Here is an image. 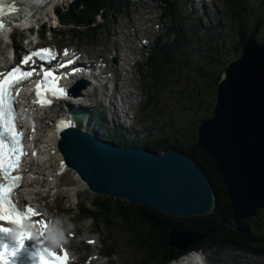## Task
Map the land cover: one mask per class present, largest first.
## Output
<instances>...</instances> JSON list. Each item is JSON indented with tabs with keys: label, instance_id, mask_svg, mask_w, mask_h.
<instances>
[{
	"label": "trees",
	"instance_id": "1",
	"mask_svg": "<svg viewBox=\"0 0 264 264\" xmlns=\"http://www.w3.org/2000/svg\"><path fill=\"white\" fill-rule=\"evenodd\" d=\"M128 1L72 0L66 7L56 9L61 21L73 22L81 28L79 36L94 38L104 30L107 22L125 12ZM162 1V17L168 18V25L146 48L138 67L145 93L141 111L151 121L147 143L153 150L175 149L192 158L211 181L214 207L202 216L179 217L128 199L98 194L92 204L95 208H84L83 211L96 222L102 218L109 230L115 227L116 219L113 217L118 219L117 225L132 232L137 231V226L142 229L143 234L137 236L142 237L138 247L144 250L145 255L133 264H165L187 250L205 247L214 248L218 254L226 249H238L264 257V234L256 230L264 229V223L258 222L256 228L251 229L248 219L244 232L232 228L231 206L222 175L206 152L196 145L197 125L206 116L208 108L215 104L217 83L230 61L228 59L233 52L237 55L241 52L250 35H255L264 43V0H222L225 25L231 27V31L225 33L218 30L220 20L214 26L205 28L198 19L188 25L176 10L178 0ZM97 15L103 18L102 23L97 21ZM70 30L75 34L78 31L76 28ZM230 32L231 36H227ZM219 38L227 42L221 55L209 49L205 52L206 46ZM229 42H234L231 48ZM206 55L210 57L206 60L210 65L206 62L199 70L210 73L201 79L195 65L203 62ZM220 62L223 64L220 65ZM103 122L99 120V123ZM186 122L189 124L186 125ZM186 126L192 133L190 138L182 130ZM157 132L160 135L153 141L152 137ZM110 137L124 146L142 145L140 138L118 127ZM173 227L196 230L205 236L185 250H176L168 243L169 231ZM108 249H113V246L109 244Z\"/></svg>",
	"mask_w": 264,
	"mask_h": 264
},
{
	"label": "water",
	"instance_id": "2",
	"mask_svg": "<svg viewBox=\"0 0 264 264\" xmlns=\"http://www.w3.org/2000/svg\"><path fill=\"white\" fill-rule=\"evenodd\" d=\"M249 42H253L256 48L254 55L260 53L262 59L257 56L253 59V54L245 56ZM230 66L232 67L229 68ZM253 67L256 68L255 71L248 73L247 70H252ZM262 69L264 44L255 35H250L242 46L241 55L227 62L222 70L211 117L203 118L197 125L196 145L206 152L222 175L231 206V226L239 232L245 231L248 219L257 216L259 210L264 209ZM242 71L247 74L243 75ZM87 84L84 81L83 87ZM220 100L221 107L218 110ZM224 119H227L230 130L233 127V135L231 134L232 138L226 149L216 147L211 141L221 127L216 132L212 131ZM242 119H245L243 126H238ZM253 119L254 124H250ZM60 136L58 149L65 165L74 169L94 192L142 203L172 216H201L212 211L214 195L211 181L198 164L183 152L175 149L157 152L146 146L122 147L78 128H68ZM231 146L236 149L232 158L229 154L233 152L229 149ZM88 153L93 167L88 161ZM148 162L156 167L150 169L146 165ZM126 164H132L130 182L128 179L127 183L122 170ZM156 178H160L158 186H155ZM169 178L174 181L175 186L188 193L181 198L179 194L166 192ZM123 190L131 192L135 198L121 195ZM204 236V233L198 231L171 228L168 243L176 250H182Z\"/></svg>",
	"mask_w": 264,
	"mask_h": 264
},
{
	"label": "rangeland",
	"instance_id": "3",
	"mask_svg": "<svg viewBox=\"0 0 264 264\" xmlns=\"http://www.w3.org/2000/svg\"><path fill=\"white\" fill-rule=\"evenodd\" d=\"M69 1L70 0H64V2L61 3L57 2L54 8L61 7L63 5L66 6ZM203 1L206 5V14L202 8ZM127 4L128 13L117 15L114 25H110L106 31L100 34L99 37L93 38L85 36L84 38L76 39L71 38L70 34L66 33L63 39V44L76 45L81 48L83 52H85V55H88L89 57H101L102 61L100 62V66L102 69H106L107 71L103 77L99 78L102 84H99V87L93 90L91 89L89 95L82 97V104L84 107L89 109L91 107L94 108V106H98L99 108L104 109L106 118L109 119V121L115 119L117 123L121 124L123 127H129L128 130H131L132 128L130 127L132 125L134 126V129H140L141 127L135 121L136 118L133 116V111L139 107L144 95L136 63L140 61L143 50L149 46L156 34L163 31L164 27L167 25V20L161 19V0H129ZM186 5V15L188 19H191L196 15L200 16L204 23L203 27H206V25L209 24L215 25V23L221 19V25L218 30H222L223 33H225V31H231V27L225 25L222 0H188ZM44 18H42V20H44ZM24 34L28 37L26 31H24ZM50 34L51 33H48L49 36ZM227 36H231V32L228 33ZM31 39L35 40V35H33ZM52 40L54 41V39ZM56 41L57 37L55 38V42ZM233 44L234 42H229L230 48ZM25 45L24 41H17L12 46L2 41L0 42V57L3 56L4 59L8 61L12 50L16 49L19 52L23 47H25ZM226 45V40L222 42V39L219 38L217 42L214 41L208 44L205 48V52L206 49H209L210 52H213L216 55H221L222 50L226 48ZM239 55H241V52L238 55L237 52H233V56H231L228 60L231 61ZM209 58L210 57L207 56V58H204L203 62L195 65V67L198 68V77L201 79L210 73L209 71L203 72L199 70V67L206 62L210 65V62L206 61ZM113 59H116L115 63ZM219 64L221 65L223 62H220ZM95 81L97 82V78ZM61 106L62 105H60V108ZM213 106L214 105H212V108H208L205 117L211 116ZM100 111L101 110L98 109L97 114H99ZM185 124L188 125L189 123L186 122ZM39 126L41 134L40 137L44 139L43 132L49 130V127L46 126L45 120H42ZM92 126L93 125H90V127ZM107 127L104 129L105 133L107 135L112 134V132L109 133L107 131ZM182 130L189 138L191 137L192 133L189 126L184 127ZM143 135L144 134H142V136ZM159 135V132H157L152 137V140L154 141ZM147 146L151 148L150 144ZM155 151L161 152L162 150L158 149ZM45 157L49 156L45 154ZM42 161L45 162L44 160ZM45 164L49 165V160L45 162ZM52 165H55V163L52 162ZM52 168L53 166L48 167L45 171L47 172ZM51 181H54V179L48 178V183ZM53 188L54 190L46 196H44V193H37L35 195L36 197L44 199L41 204H45V206L48 207V211L53 214L56 213L59 215V209H62L63 207L65 209L68 205L75 210H81L84 206L92 209L95 208L92 204L98 194L88 187L82 188L80 186L72 187L63 185L55 188L54 184L51 189ZM74 189L76 190L74 191ZM55 196H57V199L54 203L53 198ZM259 212L262 213H258L257 216L249 219L251 229H254L258 222L264 223V210L261 209ZM260 215L262 217H260ZM60 217L66 227V231H73L76 235L75 238L70 240V244L79 251L78 259H82L83 264H106L103 260H100V258L97 259V253L98 251L101 252L103 250L104 242L108 239V237H110L111 241L116 242V250L118 254L113 257H109V263L107 264H130L132 255L127 252V248L124 246V243L130 238V235L134 237L135 234L130 233L129 229L117 225L116 228H112L109 231L99 220L98 231L94 232L93 229L95 227L93 222L88 219L80 218V215H78L76 211L69 213L66 216L61 214ZM259 217L260 219L258 221ZM136 228L138 229L137 233H139V227L137 226ZM256 230L259 233L264 234L263 228H256ZM88 238H92V246L86 245L83 241V239ZM128 249L135 250L134 244H131ZM203 251L205 260L210 264H264L263 256H256L243 250L236 249L235 251H226L220 255L213 249Z\"/></svg>",
	"mask_w": 264,
	"mask_h": 264
},
{
	"label": "snow or ice",
	"instance_id": "4",
	"mask_svg": "<svg viewBox=\"0 0 264 264\" xmlns=\"http://www.w3.org/2000/svg\"><path fill=\"white\" fill-rule=\"evenodd\" d=\"M17 9L15 6H11L8 9V12L14 13ZM5 14L4 8L0 5V15ZM0 30H4V24L0 21ZM33 56H40L44 58V55H51L48 49H43L41 52H35ZM31 57H27L23 60L24 64H27ZM33 75V72H22L19 67L12 69L10 72L4 76L3 73H0V76H3V79H0V172L3 173L5 179L8 180V185L5 186L0 184V219H9L14 220L19 223L24 216L26 215L23 212L17 210L16 205L12 204L9 200V196L13 188L18 187V181L20 180L19 176L12 177L11 172L17 169L20 165V158L25 155L22 146L23 134L17 131L16 120H17V111L13 107V103L17 104L19 101L17 97L19 93L17 92L13 95V89L15 85H18L21 80L27 79ZM49 78L52 79V86H50L47 91H51L53 95L62 97L65 95L63 89H60L55 86V77L51 72L45 73V80ZM37 95L43 97V91H41L42 86L38 85ZM40 103L50 104L51 101L42 98ZM28 215H35L31 208L28 209ZM0 232L9 234L10 229L0 228ZM26 239H34L32 235L27 232H23L19 236L18 247L11 249L9 254L8 246H4V251L0 252V261L2 264H10L9 255L15 257L18 254V250L24 248V241ZM43 259V255H42ZM58 264H64V261L67 260V254L61 259L56 257ZM43 264H49V261L44 260Z\"/></svg>",
	"mask_w": 264,
	"mask_h": 264
},
{
	"label": "bare ground",
	"instance_id": "5",
	"mask_svg": "<svg viewBox=\"0 0 264 264\" xmlns=\"http://www.w3.org/2000/svg\"><path fill=\"white\" fill-rule=\"evenodd\" d=\"M57 2L61 3V2H64V0H48L41 8H39V9L35 8L34 13L31 16H28L27 19H26V17H24V18L19 17V18H17V21H20L23 24H31V23L36 22L37 20L44 18L45 16H49L50 14H52L53 8L56 6ZM253 51H256V48H254L253 42H249L247 45V50H246L245 56H247V55L251 56L253 54V56H252L253 59H256V56L262 59V56L260 55V53L254 55ZM231 67L232 66H230L229 68H231ZM255 69L256 68L253 67L252 70L249 69V70H247V72L253 73L255 71ZM247 72L242 71L241 73L244 75V73L247 74ZM261 72H262V77H264V69H262ZM227 74H229V73H227ZM238 75L240 76L241 74H238ZM222 86H223V84L220 85V88ZM81 95H89L88 89L87 88L84 89L82 91ZM220 107H221V100H220V103L218 105V110ZM244 122H245V119H242L240 121V123L238 124V126H240V125L243 126ZM250 124H254V119H253V123L250 122ZM217 128H220V130H217V132H216ZM232 129H233V127H232ZM231 130L229 128V124H228L227 119H224V121L221 122L219 125H217L215 127V129L212 131V132H216V133L213 135V139L211 141L213 142L214 145H216V147L225 148L226 145L229 144V142L232 138L233 133L231 132ZM43 137H44V141L46 142L47 151L53 152V154L49 153L50 154L49 155L50 156L49 163L53 162V163H55V165H53L52 170H49L47 177L54 179L55 188H58V187L63 186V185H68V186H72V187L80 186L82 188L83 187L86 188L84 183L81 182L71 170L64 169L62 171L61 167H59V164H60L62 159H61V155H60V153L57 149V146H56L57 145V139H58L57 130L50 128L49 132L47 134L45 133L43 135ZM229 149L231 151H233L232 153H229L231 158H232L236 154V149L233 146H231ZM87 156H88V161L90 162L91 166L93 167L89 153ZM146 165L150 169H154L156 167L150 162H148ZM166 166L170 167V165H166ZM131 168H132V164H126L125 166L122 167V170H123L124 175H125V182L126 183L128 182V179L130 182ZM41 171H42V165L39 164L38 162L30 165V168L27 170L29 179L25 181V183L22 187L23 192L26 190H29V189L38 190V191L44 192V193L50 192L51 188H46V185H43L39 179V175H41ZM103 179H107V177H103ZM159 180H160V178H156L155 186H158L160 184V183H157ZM167 180H169L168 181L169 183H168V186L166 188V192H168L169 194H179L182 198L184 196V194L188 193V191L182 190L181 188L175 186L174 181L171 178H169ZM75 190L76 189H74V191ZM120 194L121 195L124 194L128 197L135 198L133 196V194L131 192H129L128 190H123ZM193 201H195V199ZM178 230H181V229H178ZM179 238H178L177 242H179V240H180ZM187 248H189V247H187ZM187 248H185V249H187ZM185 249H182V250H185ZM191 250H193V249L185 251L183 256L179 260H176L170 264H184V260H186L188 258H191L192 262H195L196 259L198 260L201 257L203 258V253H202L203 251H200L199 249H196L195 251H191ZM189 251H191V252H189ZM204 259H205V256H204ZM186 263H188V261H186L185 264ZM78 264H82V263L79 262Z\"/></svg>",
	"mask_w": 264,
	"mask_h": 264
}]
</instances>
